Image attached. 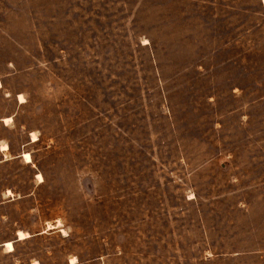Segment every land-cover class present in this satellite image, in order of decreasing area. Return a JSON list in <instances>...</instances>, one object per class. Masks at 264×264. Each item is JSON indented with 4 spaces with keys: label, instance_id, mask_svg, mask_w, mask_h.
Returning a JSON list of instances; mask_svg holds the SVG:
<instances>
[{
    "label": "rangeland",
    "instance_id": "rangeland-1",
    "mask_svg": "<svg viewBox=\"0 0 264 264\" xmlns=\"http://www.w3.org/2000/svg\"><path fill=\"white\" fill-rule=\"evenodd\" d=\"M0 86V264H264V0H0Z\"/></svg>",
    "mask_w": 264,
    "mask_h": 264
},
{
    "label": "crops",
    "instance_id": "crops-1",
    "mask_svg": "<svg viewBox=\"0 0 264 264\" xmlns=\"http://www.w3.org/2000/svg\"><path fill=\"white\" fill-rule=\"evenodd\" d=\"M6 99H7V101L12 100L11 92L9 89L4 88L3 86H0V166L6 164L7 162H9V160H11L13 158H20L22 160L23 152H27V151H24L25 145H21L20 148L17 147L15 152H13V150H12V148H13L12 147V141H11L12 127H13L12 123L15 121L19 107L18 108L17 107L12 108L11 105L5 104L4 101H6ZM14 99H16V103L19 104V106H20V104H22L24 102V101H20V102L17 101L16 97H14ZM1 100H3V102ZM7 117H9L10 119ZM5 119H9V121H5ZM30 134H31V132L29 133V131H28L26 134V136H28V140H26L24 143L34 142L31 139L29 140ZM2 144L6 145V149L1 148ZM16 231H15L16 240H21V239H17ZM6 241H12V240L0 241V246L4 247L3 243ZM12 243H13V241H12ZM6 252H10V251H6ZM38 264H40V263H38Z\"/></svg>",
    "mask_w": 264,
    "mask_h": 264
},
{
    "label": "bare ground",
    "instance_id": "bare-ground-1",
    "mask_svg": "<svg viewBox=\"0 0 264 264\" xmlns=\"http://www.w3.org/2000/svg\"><path fill=\"white\" fill-rule=\"evenodd\" d=\"M18 97H19V99H22V96L21 95H19ZM7 118H9V117H7ZM9 119H5V121H9ZM31 137H32V140H35L36 139V136L33 133H31ZM2 146H3L2 149H5L6 148L5 145H2ZM22 159L25 162H30L31 161V156H30V154L28 152H24L22 154ZM38 177L41 178V175L38 174ZM7 193L8 194H11V192H9V191ZM16 235H17V237L19 239H22V238L25 237V233L23 231H21V230H18L17 233H16ZM4 246H5V248H6L7 251H11L13 249V245H12V242L11 241H6L4 243ZM33 264H38V263L35 261V262H33Z\"/></svg>",
    "mask_w": 264,
    "mask_h": 264
}]
</instances>
